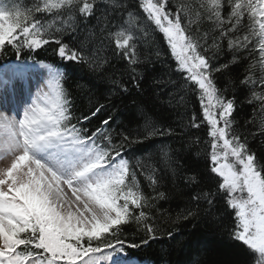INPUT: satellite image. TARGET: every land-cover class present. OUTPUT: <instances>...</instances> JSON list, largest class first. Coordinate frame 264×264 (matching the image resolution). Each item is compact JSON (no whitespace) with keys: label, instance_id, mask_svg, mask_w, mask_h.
Segmentation results:
<instances>
[{"label":"snow or ice","instance_id":"6c2138e0","mask_svg":"<svg viewBox=\"0 0 264 264\" xmlns=\"http://www.w3.org/2000/svg\"><path fill=\"white\" fill-rule=\"evenodd\" d=\"M98 11L97 0H0V55L11 48L16 56L15 62H0V264H136L127 249L158 238L152 201L166 194L156 191L154 172L147 179L155 195L145 194L124 155L125 146L142 141L127 134L115 139L110 115L94 130L86 127L105 105L77 116L64 68L22 59L25 52L55 45L61 61L97 73L108 63L101 52L111 47L139 89L143 61L137 45L149 26L163 34L182 86L198 94L201 123L211 137L210 171L219 178L215 189L194 192L195 208L185 207L176 221L198 216L201 202L211 215L222 196L232 212L230 236L243 247L246 264H264V157L237 132L235 96L225 95L215 75L244 64L239 83L254 112L264 114V0H137V10H126L118 23L104 17L99 33L88 28L92 19L100 24ZM205 22L210 29L202 28ZM221 52L230 59L213 64ZM112 83L128 91L120 81ZM156 83L164 88L172 81ZM141 115L145 140L174 131ZM196 121L193 114L189 126L200 127ZM161 154L170 158L164 148ZM186 181L198 183L196 175ZM130 224L143 233L138 241L127 238Z\"/></svg>","mask_w":264,"mask_h":264},{"label":"trees","instance_id":"16d2710c","mask_svg":"<svg viewBox=\"0 0 264 264\" xmlns=\"http://www.w3.org/2000/svg\"><path fill=\"white\" fill-rule=\"evenodd\" d=\"M23 2L31 5L33 0ZM171 2L175 4L177 0ZM119 3L122 7L114 8L111 0H97V16L101 17V22L97 24V20L92 19L88 28L99 33L104 25V17L114 24L119 22L121 14L126 16V10H137V0H119ZM202 28L208 30L210 25L205 22ZM147 31L148 35H141L137 45L143 61L138 68L142 74L139 89L130 82L127 62L115 56L111 47L101 52L108 58V63L103 72L97 73H92L84 65L61 61L53 51L55 45H45L31 55L25 52L22 59L51 62L64 68L65 87L72 94L73 110L77 116L99 104L105 105L106 111L102 110L86 127L94 130L100 126L101 119L110 115L115 121L112 124L115 139L118 140L120 134H127L142 141L125 146L124 155L136 168L137 179L145 194L155 195L147 179V175L154 172L158 180L156 191L164 192L167 198L152 201L155 204L153 214L154 223L158 226V238L147 246L127 249L130 259L136 264H192L194 260H198L199 264H246L243 247L230 236L233 217L222 196L216 197L211 215L203 211L206 205L201 202L202 211L198 216L176 221L177 214L185 207L195 208L191 195L201 190L215 189L219 178L210 171L211 137L207 124L201 123L198 94L182 86V74L175 71L176 62L170 55L163 34L154 26H149ZM225 52L214 58L213 64L228 62L230 55ZM15 60V52L11 48L0 55V62ZM244 67V64L237 63L216 73V82L226 90L228 98L235 96L236 111L233 115L237 132L247 137L251 150L264 157V135L260 134V121L264 119V114L254 112L253 105L246 100L247 90L239 83ZM161 78L172 83L164 88L158 87L156 81ZM113 80L120 81L128 91H122L119 84L112 83ZM142 113L174 131L170 135L143 139ZM193 114L200 124L198 128L189 126ZM250 119L251 124L247 123ZM162 148L169 153L167 161L162 158ZM190 175H196V185L187 183L186 177ZM135 229L134 224L124 228L130 241H138L143 235ZM169 232L173 234L171 238Z\"/></svg>","mask_w":264,"mask_h":264}]
</instances>
